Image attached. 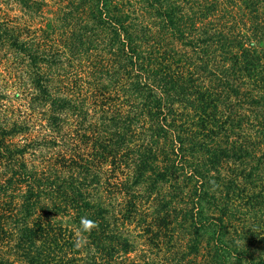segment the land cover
Wrapping results in <instances>:
<instances>
[{
    "label": "trees",
    "instance_id": "1",
    "mask_svg": "<svg viewBox=\"0 0 264 264\" xmlns=\"http://www.w3.org/2000/svg\"><path fill=\"white\" fill-rule=\"evenodd\" d=\"M28 1L0 264H264V0Z\"/></svg>",
    "mask_w": 264,
    "mask_h": 264
},
{
    "label": "rangeland",
    "instance_id": "2",
    "mask_svg": "<svg viewBox=\"0 0 264 264\" xmlns=\"http://www.w3.org/2000/svg\"><path fill=\"white\" fill-rule=\"evenodd\" d=\"M36 2L39 0H35ZM28 0H0V19H12L18 22L23 35L31 16L34 18L33 26L39 23L41 20L37 3L34 4L33 10L26 7ZM14 52L7 44L0 47V92L6 93L9 96L11 104V93H14V87L12 86V79L10 75L12 72L11 63L13 62ZM136 254V253H134Z\"/></svg>",
    "mask_w": 264,
    "mask_h": 264
},
{
    "label": "clouds",
    "instance_id": "3",
    "mask_svg": "<svg viewBox=\"0 0 264 264\" xmlns=\"http://www.w3.org/2000/svg\"><path fill=\"white\" fill-rule=\"evenodd\" d=\"M91 221L86 220V219H82V226L84 229H87L90 225H91Z\"/></svg>",
    "mask_w": 264,
    "mask_h": 264
}]
</instances>
